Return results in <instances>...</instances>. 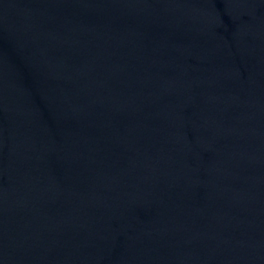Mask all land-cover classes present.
I'll use <instances>...</instances> for the list:
<instances>
[{
	"label": "water",
	"instance_id": "95a60500",
	"mask_svg": "<svg viewBox=\"0 0 264 264\" xmlns=\"http://www.w3.org/2000/svg\"><path fill=\"white\" fill-rule=\"evenodd\" d=\"M0 264H264V0H0Z\"/></svg>",
	"mask_w": 264,
	"mask_h": 264
}]
</instances>
